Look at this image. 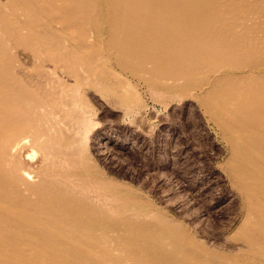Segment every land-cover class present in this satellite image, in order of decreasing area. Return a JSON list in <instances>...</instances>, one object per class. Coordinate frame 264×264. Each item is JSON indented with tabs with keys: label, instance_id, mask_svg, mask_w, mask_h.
<instances>
[{
	"label": "bare ground",
	"instance_id": "1",
	"mask_svg": "<svg viewBox=\"0 0 264 264\" xmlns=\"http://www.w3.org/2000/svg\"><path fill=\"white\" fill-rule=\"evenodd\" d=\"M132 81L195 100L226 142L234 253L91 160L86 93L127 114ZM0 264H264V0H0Z\"/></svg>",
	"mask_w": 264,
	"mask_h": 264
},
{
	"label": "rangeland",
	"instance_id": "2",
	"mask_svg": "<svg viewBox=\"0 0 264 264\" xmlns=\"http://www.w3.org/2000/svg\"><path fill=\"white\" fill-rule=\"evenodd\" d=\"M131 83L140 107L131 105L127 114L121 102L86 93L94 125L87 137L91 160L109 180L139 194L209 249L234 253L238 247L227 234L242 205L224 168L228 146L217 127L195 100L158 99Z\"/></svg>",
	"mask_w": 264,
	"mask_h": 264
}]
</instances>
